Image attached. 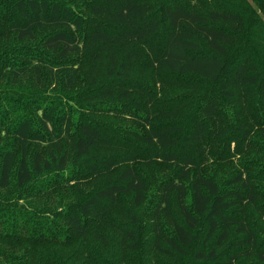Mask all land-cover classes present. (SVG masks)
Wrapping results in <instances>:
<instances>
[{
	"label": "trees",
	"instance_id": "1",
	"mask_svg": "<svg viewBox=\"0 0 264 264\" xmlns=\"http://www.w3.org/2000/svg\"><path fill=\"white\" fill-rule=\"evenodd\" d=\"M215 1L90 0L88 18L53 0H17L0 11V45L5 40L36 41L38 35L53 30L40 45L59 60L85 48L91 60L104 61L108 84L81 100H119L131 108L137 128L128 133L151 152V160L143 161L135 150L107 153L109 136L101 126L89 120L75 125L70 114H57V107L37 116V121L26 109L18 116L15 102L11 112L2 105L12 92L0 84V190L15 188L16 193L0 207V264H144V227L134 210L147 202L149 188L137 171L139 163L146 169L154 163L179 168L152 214L151 254L188 258L197 264H236L239 257L255 256V264H264V247L259 244L256 249L259 239L247 219V207H255L264 186V164L245 161L264 144V55L262 60L256 58L245 45L255 32L260 34L256 41L264 43V0ZM33 59L35 65L32 60L8 62L13 80L30 73L41 80L42 67L54 80L65 71L66 83L78 85L79 75L67 64ZM137 62L143 65L142 78L151 71L163 90L173 88L175 95L186 89L178 79L190 76L212 89L199 104V112H183L174 104L160 106L143 80L133 77ZM2 64L1 59L0 83L9 67ZM235 140L243 146H237L236 153L248 158L222 188L215 177L204 173L200 161L221 146L223 159L218 163L227 165L236 156L231 157ZM70 164L75 167L72 171ZM35 176L74 182L71 188L58 190L73 199L65 212L26 208L35 207L25 203L34 190L39 200L48 189H57L51 180L31 188ZM87 178L99 182L89 193L83 186ZM173 195L181 221L171 212ZM162 218L171 223L173 235L164 233ZM202 230L204 249H197ZM225 244L238 249L226 262L217 252Z\"/></svg>",
	"mask_w": 264,
	"mask_h": 264
},
{
	"label": "rangeland",
	"instance_id": "2",
	"mask_svg": "<svg viewBox=\"0 0 264 264\" xmlns=\"http://www.w3.org/2000/svg\"><path fill=\"white\" fill-rule=\"evenodd\" d=\"M16 1L17 0H6L0 2V11L7 10V8L13 5ZM53 1L71 8L76 15L88 18L90 0ZM215 2L222 1L216 0ZM53 32L55 31L51 30L38 35L36 41L18 42L15 40H5V44L0 45V60L2 59L3 62L2 67L7 64L9 65L8 62L18 65L24 63L29 64L31 60L32 64L35 65L36 61L33 59V56H37L55 64H67L79 75L78 85L76 87H71L66 83L64 77L65 71L60 73V75L56 77L57 79L54 80L51 71L42 67L40 68L41 80H38L33 73H30L23 79L13 80V70L10 67L11 65H9V67H6L4 70L0 84L4 87V90L10 91L12 94L8 101H3L2 105L5 108H8V111L11 112L12 109L10 108V105L12 102H15L14 106H19V110L16 113L18 116L24 114V109H26V112H28L35 121H37V116L40 117L46 110L57 107L59 108L57 114H70L73 117L75 125L85 122L83 120H89L93 122V124L101 126L105 134H108L109 136L107 140L110 149L106 151L107 153L114 151L119 155L127 153L128 150H135L139 154L141 161L151 160V152L149 151V148H145L137 143L128 133L137 128L134 122H132L133 111L131 108L126 107L119 100L95 99L89 102H83L81 100L86 94L92 95L94 90L104 88L108 84L106 70L104 69V61L94 62L91 60L88 55L89 51L85 48L83 51L71 55L65 60H59L57 54H53L43 49L40 45L41 40L46 35ZM258 36H260V34L255 32L252 35V41H246L245 45L248 44L247 46L253 49V54H256V58L261 59L264 55V43L256 41ZM82 38L85 39L84 36H82ZM85 46L88 47V43ZM142 68L143 65H141L140 62H137L132 75L137 80H143V86L147 90H151L153 92L152 94L158 97L157 100L159 101L158 103L160 106L174 104L175 106H179L183 112L191 110H197V112H199V109L201 108L199 104L206 99V94L212 89L211 85L207 82L196 76H190L188 80L178 79V83L186 86V89L180 90V95H175V93H173V88L169 91H164L162 83L159 81V77L152 74L151 71L145 72L146 77L142 78L139 74ZM217 89L218 87L214 88L213 91H217ZM17 92L18 95L13 94ZM176 96H183V98H177ZM13 99L16 101H11ZM139 100L143 101L142 97ZM224 104L225 108L230 110L229 112L231 113V110H233L232 107L227 101L224 102ZM110 138L115 139L113 140ZM235 142L231 144V151L233 153L231 157L236 156L230 159L227 165H221L218 163L223 159L219 155L222 151L221 146H219L217 151L213 153L208 152V154L200 161L204 173L206 172L207 175L215 177L222 188L226 187L227 179L238 169V164L248 158L243 157L240 153H236L237 146H239L240 149H243V146L240 141L235 140ZM263 153L264 144L260 143L255 154L245 161L253 160V162L263 165ZM215 157H218V159L216 160ZM74 169L75 167L70 164L68 170L72 171ZM137 169L145 179L149 188L147 202L141 208L134 210V212H139L144 227L145 251L141 260L144 264H197L188 258L151 254V241L154 238L151 232L153 224L152 214L159 205L158 202L161 200L162 190L170 182L175 180V175L179 172V168L177 166L154 163L150 168L146 169L144 165L139 163L137 164ZM193 178L194 173L192 172L191 180ZM49 180H51L52 184L53 182L56 184L55 187H57V189H48L49 191L45 193V196L39 200L36 199L38 191L34 190L33 195L27 198L25 203L31 202L35 207L32 208V205H25L24 201L21 202V205H25L28 210L32 211L44 210L45 212H65L73 199L67 196L66 193H58V190L71 188V185L74 184V182L70 184L68 179L60 181L52 177L35 176L31 188L35 189L37 186H42ZM98 183L99 182L94 178H87L83 185L85 189L84 191L87 193L92 192L97 188ZM185 184L188 190L187 198L189 202L191 201L190 181ZM261 188L262 191L259 194L255 207H247V219L259 239V242L256 244V249L259 244L264 247V186ZM15 195V188L5 191L0 190V207L5 206L4 204L7 198H13ZM177 205L176 198L173 195L171 199V212L176 220L181 221ZM257 209H261L262 212H258ZM162 228L166 235L171 236L174 234V229L171 223L165 218H162ZM199 238L200 244L197 249H202V244L205 239L204 230L200 232ZM114 240H117V238ZM115 247H117V242L114 245V248ZM237 250L238 249L229 246V244H225L222 248L217 249V252L219 253L220 260L226 262L231 255L237 253ZM135 259L138 263V255L135 256ZM256 261L257 259L255 256L248 259L245 257H239L236 264H255Z\"/></svg>",
	"mask_w": 264,
	"mask_h": 264
}]
</instances>
